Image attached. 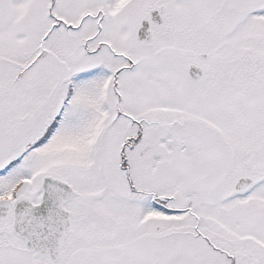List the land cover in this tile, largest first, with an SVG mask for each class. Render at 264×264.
Masks as SVG:
<instances>
[{"label":"snow or ice","instance_id":"6c2138e0","mask_svg":"<svg viewBox=\"0 0 264 264\" xmlns=\"http://www.w3.org/2000/svg\"><path fill=\"white\" fill-rule=\"evenodd\" d=\"M0 264H264V0H0Z\"/></svg>","mask_w":264,"mask_h":264}]
</instances>
